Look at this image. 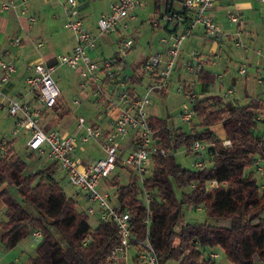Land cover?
<instances>
[{
	"label": "built area",
	"instance_id": "1",
	"mask_svg": "<svg viewBox=\"0 0 264 264\" xmlns=\"http://www.w3.org/2000/svg\"><path fill=\"white\" fill-rule=\"evenodd\" d=\"M30 0H1L0 14L13 10L17 5L24 6ZM144 0H114L109 5V10L102 13L96 22V31H90L84 24L79 14L77 0H67L64 11L65 21L63 28L73 36L75 45L68 53L57 54L53 64L36 63L30 74L24 80L27 93L35 95L40 108H31L19 99H13L7 94L11 77L16 72L13 63L5 61L0 53V109L7 108L9 116L14 121L16 134L20 129L29 134L27 148L30 152L46 156L57 164L64 173L67 183L75 190L68 197L80 206L81 200L85 202L87 215L94 214L91 204H97L98 223L113 224L116 229L115 244L104 257L101 264H161L149 239L151 225L150 204L153 201L152 192L144 188V181L148 176L147 161L153 157H165L167 151L159 146V138L150 124L154 115L148 113L151 97L162 92L167 93L173 79V74L178 66L188 74L198 76L207 63V58L195 50H190L185 59H181L182 49L188 37L197 30L209 39H219L222 36L220 27L215 23L213 11L218 0H164L165 12L156 19H151V31L161 27L160 22L167 25L166 30L159 39L161 49L151 56L144 58L131 73H126L125 59L135 47L134 39L127 35L117 39V50L110 58H93L90 53H95L100 36L118 35L128 29L127 23L136 21L135 9L142 7ZM264 4V0H255ZM175 2H179L180 9H175ZM24 13V12H23ZM230 24L240 26L241 19L238 14H229ZM35 21V17L28 19ZM20 39L13 41L14 47L19 46ZM232 45L242 52L247 51V45L240 40L237 32L232 39ZM43 43L36 44L41 49ZM210 59L220 61L219 53H214ZM65 67L75 73L81 81L80 92L84 95L77 96L73 105H79L82 99L88 97L107 103L104 110L108 128L102 130L92 125H85V120H77V132L63 135L58 131H45L40 124L42 110H51L57 105L60 97V88L54 79L56 68ZM239 75H246L247 69L240 66ZM145 79V81L143 80ZM181 79L175 82V94L180 95L184 102L179 110L180 125L169 123V128L174 131L187 133L192 125L197 124L196 104L201 96L185 92ZM233 88L222 90L220 97L228 98L233 95ZM258 121L261 118L257 117ZM264 126V123H263ZM127 141L129 147H124ZM96 144L102 156L94 161L84 163L75 156L79 146ZM224 148L231 147V141L222 140ZM212 144L195 141L187 155L196 156L191 163V170L203 171L211 167L214 155L209 152ZM130 148V149H129ZM9 141H0V158L9 154ZM127 153L126 157L123 156ZM118 164L121 169L129 170L130 179L136 177L140 182L139 198L146 209L143 220L145 236L138 238L134 234L133 215L128 209L121 210L117 204L115 193L110 194L108 189L110 177ZM251 170L258 177L256 180L259 189L264 188V160L256 156L253 159ZM209 185L217 187L216 181H209ZM193 189V185L189 188ZM203 213L204 206L194 208ZM30 237L33 241L41 239V231L34 230ZM129 251H134L129 260ZM212 248L208 254L213 261L222 256Z\"/></svg>",
	"mask_w": 264,
	"mask_h": 264
},
{
	"label": "trees",
	"instance_id": "2",
	"mask_svg": "<svg viewBox=\"0 0 264 264\" xmlns=\"http://www.w3.org/2000/svg\"><path fill=\"white\" fill-rule=\"evenodd\" d=\"M208 80L201 71L198 82L203 86ZM255 101L239 105L219 96L205 97L195 107L200 121L187 133L170 129L167 118H150L159 146L168 154L153 157L152 173L144 181L153 197L149 239L161 264H216L208 256L212 248H220L230 264H264V188L259 189L251 170L256 156L264 160V141L258 134L264 119L258 121L256 113L264 101ZM215 126L222 128L224 137L216 136ZM223 139L230 140L231 147L224 148ZM195 141L212 144L213 163L203 171L185 169L174 158L180 148L190 153ZM9 147V154L0 158V205L5 208L1 249L11 250L40 230L41 243L28 264H101L115 244L114 225L98 223L91 230L88 215L56 180L57 164L25 175V162ZM246 169L251 170L249 176ZM209 181L218 186L208 189ZM110 185L116 188L120 209L133 215L135 236L143 238L146 209L136 177L126 186L115 179ZM7 187H14L18 198ZM200 205L207 221L186 222L184 209Z\"/></svg>",
	"mask_w": 264,
	"mask_h": 264
},
{
	"label": "rangeland",
	"instance_id": "3",
	"mask_svg": "<svg viewBox=\"0 0 264 264\" xmlns=\"http://www.w3.org/2000/svg\"><path fill=\"white\" fill-rule=\"evenodd\" d=\"M253 3H255L254 10L256 12V18H257V23L260 24V30L261 32L264 29V4H256L255 0H252ZM94 2V3H92ZM91 4V10L89 12V20L95 25L96 27V22L99 18V15L101 14L100 12L106 11L108 9L109 5V0H95L92 1ZM175 9L179 10L180 9V4L179 2H175L174 5ZM165 12V2L163 0H149L146 3V7L144 8H136L135 13H136V21L133 23H127L128 29L131 27V31L129 33L126 32L127 29L123 30L122 33H118V35H108V36H100L98 44L99 45V50H101L100 53V58L105 57V58H110L115 55V52L117 50V45L116 42L118 38L125 37V35H129L130 38L134 39L136 41V47L135 50L132 51L125 59V64H126V73H131L132 72V66L133 63L138 61L141 57H144L148 54L149 52V47L150 46H156L158 45V40L160 39V36L164 33H161V29H158L156 31H151V25L150 21L152 18L156 19L159 17V15H162ZM37 16V20L39 17L38 22H44V18H42V15L40 16L38 12H35ZM225 13H233L236 14L232 10H226ZM35 16V17H36ZM225 17V16H224ZM228 17V16H227ZM47 20V18H46ZM226 24H230L228 21V18L225 19ZM56 26V33H59V31H62L63 36L68 37V35L62 30V28L59 29V19L57 17H52V19L49 20ZM228 21V22H227ZM161 27L164 26L163 22H160ZM220 24V23H219ZM93 25V26H94ZM233 27L236 28V24H230ZM92 27V26H91ZM220 27V26H219ZM241 27V25H240ZM135 28V29H134ZM234 28V30H236ZM263 33V32H262ZM18 38V37H17ZM15 38V39H17ZM116 38V39H115ZM11 40L10 44L12 45L13 41ZM240 40L244 41L246 45L248 46V38L245 32H242L240 34ZM35 42V41H34ZM43 43V40H37L35 42V45L37 43ZM149 43V45H148ZM22 41L20 46L22 45ZM13 46V45H12ZM230 48H227L226 50H220L218 52L221 57L223 58L222 62L218 61V63H215L213 65V68L216 70V72L221 73L223 75L222 79V86L219 87L217 84L216 86L218 87L217 90L211 89L209 87L208 82L205 85H201V83H197V80L191 75L187 74L184 72V70L181 68L182 62L180 66H178L177 70L173 74V79L170 84L169 89L167 90V93H158L154 96L151 97V104L148 108V113L160 118H167L168 122L173 125H180V119L178 117L179 110L181 109V105L184 102L183 98L180 95L175 94V82L177 79L182 78L185 79L183 82L185 92L187 93L188 91H191L192 93H195L197 95H202L204 98L205 97H212V96H218L217 92L221 91L222 89H227V88H233L234 93L233 95L229 96V100H245V94H257V96L262 97L264 95V86L261 84H258L257 79L264 81V60L262 58V64L259 65V68L256 69V66L252 63L246 62V58L242 56V51L238 48H235L232 43L230 45ZM14 47V46H13ZM134 49V48H133ZM40 50V49H38ZM233 56L235 60H232V62L228 59V57ZM245 55V54H244ZM90 56L91 53H90ZM228 56V57H227ZM94 58V57H93ZM225 61L228 62V68H224L223 64ZM240 66H243L244 68L247 69V76L243 77L238 74V69ZM259 70V74L258 71ZM58 74L61 77L60 78V84H64L65 89H66V97H60L58 99L57 105L50 111L44 113L43 120H40V124L43 125V129L47 131L49 128H56L60 133H72L76 129L77 125V120L79 118H83L85 120V125H92L93 123L95 124H100L103 128L106 127V115H104V109L101 106V104H97L92 98L88 97L87 99H82L80 101L79 105H73L72 102L73 100L77 99V96L75 94H79L76 89H74V81L68 80V77L70 75V72L66 69H59ZM181 75L179 77L178 75ZM258 74V75H257ZM67 77V78H66ZM66 78V79H65ZM193 78V79H192ZM246 78V79H245ZM145 81V79H143ZM235 80V83L233 82ZM211 83V82H210ZM215 87V86H214ZM221 94V93H220ZM264 98V97H263ZM262 101V100H259ZM256 103V101H255ZM68 104V107H67ZM236 104H239L238 102ZM259 110H256L257 115L261 118L264 119V105L260 104L259 105ZM70 107V110H69ZM71 113L73 116L74 120L69 122L65 128H62V124L66 120L68 116H66V112ZM53 116H56V118H53ZM200 121V120H199ZM197 120V123L199 122ZM168 123V124H169ZM258 134H260L261 139L264 141V126L263 123L258 126ZM14 131V121L13 119L9 116L7 108L0 109V140H7L9 141L13 151L25 162L26 168H25V175H28L30 173H33L37 170L43 169L41 168L42 165L39 161L42 160V157L37 155L35 153H32L28 150L27 148V142L29 140V134L26 133L23 130H19L16 134H13ZM216 136L220 137L219 133L216 131ZM124 147H129V144L127 141L123 142ZM86 150V153L84 152H76V157L79 158L80 160H85L89 161L90 158H88V155H91L93 158L98 159L102 156V154L91 147V144H84L82 146H79L77 150ZM130 149V148H129ZM76 150V151H77ZM127 153L125 152L123 154L124 157H126ZM174 158L181 167L185 169H192L191 168V163L195 160L196 156L194 155H187L186 151L184 148H180L174 153ZM48 159V158H47ZM44 160H42L43 162ZM48 167L53 163L52 160L48 159ZM147 169H148V176L153 169V163L151 160L147 161ZM130 171L129 170H123L121 169L120 165L118 164L117 168L114 170L112 173L110 180L115 177L116 180L118 181L119 186H126L129 183L130 180ZM251 174L250 169L245 170V175L249 176ZM255 180H258V177L253 174ZM55 178L56 180L59 181L60 186L64 190L65 194L67 196L72 195L75 190L67 183V179L64 176V173L60 171L59 168H57V171L55 173ZM136 185L140 189V182L136 180ZM4 186L0 187V190ZM207 188L211 189L213 186L209 185L207 183ZM7 190L9 193L15 197H17V192L14 187H7ZM189 189L184 190L185 192L188 191ZM110 194H113L116 191V188L111 187L108 189ZM181 192H177V197H180ZM141 201V200H140ZM94 209V214L88 215V223L91 227V230H94L97 225H98V217H97V204H91ZM80 208L84 211L86 210V205L83 200L80 202ZM87 211V210H86ZM5 208L0 205V222L5 221ZM184 216H185V221L186 222H197V223H203L207 221L206 217L204 216V212H198L193 208H185L184 209ZM209 221V220H208ZM210 222V221H209ZM41 239L38 241H33V239L28 236L26 239L22 240L19 242L13 249L4 251L1 249V261L0 264H28L29 259L34 256L36 248L40 245ZM222 256H220L219 259L215 261L216 264H230L228 263L225 258L223 257V254L221 251H218ZM134 254V251H129V260H131L132 255ZM261 264V263H257Z\"/></svg>",
	"mask_w": 264,
	"mask_h": 264
},
{
	"label": "crops",
	"instance_id": "4",
	"mask_svg": "<svg viewBox=\"0 0 264 264\" xmlns=\"http://www.w3.org/2000/svg\"><path fill=\"white\" fill-rule=\"evenodd\" d=\"M92 1H95V0H77L79 4V14L85 26L90 31L95 32L96 27L91 22V20H89V12L91 10ZM113 1L114 0H109V5ZM148 1L149 0H144L142 7H139V8L146 7V3ZM256 4L258 3L256 2ZM109 5L106 11H102L100 13L102 14V13L107 12L109 10ZM66 6H67V0H30L24 6L17 5L15 9L0 14V53L3 54L5 61L13 63L16 67V72L10 79V84L7 90V94L9 95V97L13 99L21 100L23 103H26L31 108H40V105L37 102V98L35 97V95L31 93H27V90L24 86V80L31 72L30 68L36 63L53 64L54 58L57 54L68 53L72 50V48L75 45V40L73 36L69 34L63 28V23L65 21L64 11H65ZM253 7H255V3H253L252 0H218V2L216 3L215 9L213 11V17H214L215 23L218 26H220V29L222 31V36L219 39H209L203 36L201 30H197L193 35H191L190 37L186 39L183 49H182L181 59L182 60L185 59L187 56V53L190 50H195L200 55L207 58V63L203 71L206 72L207 75H209V81L211 83L209 82L208 85L209 87L212 86L211 89L213 88L217 90L218 88L216 86L217 84L219 85V87L222 86L223 75L221 73L216 72V70L213 68V65L215 63H218V61L212 60L210 59V57L212 56V54L220 52V50H224V49L226 50L227 48H230L232 39L234 38L237 32L239 34H241L242 32H245L248 38L247 40L248 49L246 52L241 53L242 56L246 58V62L254 64L256 66V69H258L259 65L263 63L262 58L264 60V29L262 33L260 30L261 25L257 23L256 12ZM226 10H232L236 14L239 15L241 19V23H240L241 27L239 26L235 28L232 25L225 23L226 21L225 19H227V16L229 14H231V13L226 14L225 13ZM35 12H38L40 16L42 15V18H44V22L42 23L38 22L39 17L37 20V16L35 15L36 14ZM31 16L33 17L36 16L34 22H30L28 20L29 17ZM52 17L54 18L57 17L59 19L60 21L59 29L62 28V30L68 35L67 38L66 36L61 35L62 31H59V33L55 32L56 26H54V24L49 21L50 19H52ZM130 23H133V22H130ZM166 26L167 25H164L163 26L164 28H161V33H164L166 30L172 29V25H170L168 29L165 28ZM234 28L236 30H234ZM128 31L130 33L131 27H129V29L126 30L127 33ZM127 36L129 35L127 34ZM17 37L20 39V41H22L23 44L21 46L19 45L17 47H13L10 44V42L11 40ZM37 40H43L44 42V45L40 50H38L35 45V42ZM158 43H159V40H158ZM99 45H100V42L99 44L97 43V48L95 49V53L91 54L92 57L94 58L95 57L100 58L101 50H99ZM135 47H136V41H135ZM135 47L134 49H132V51L135 50ZM160 49H161L160 43L156 46L155 45L150 46L148 54L144 57H141L138 61L134 62L132 67H137L144 58L151 56L152 54H154L156 51H159ZM102 58H105V57H102ZM222 59L220 60L221 62L223 61ZM228 59L231 62L232 60H235L233 56L228 57ZM222 64L224 68H226L225 70H227L229 66L228 62L225 61ZM59 69H66L70 72L68 80L74 81V84H75L74 89H76V91L79 92V94L77 93L75 95L84 97V95L80 92V89H79V85L81 81L78 79L75 73L68 68L58 67L56 68L53 76H54L55 81L57 82L58 87L60 88V92H61L60 97H64L65 99L67 93L65 92L66 86H64V84H60L61 77L58 74ZM257 71L259 74V70ZM178 76L181 77L180 74ZM246 76H247V73L243 77H246ZM191 77H193L195 81L197 80V83H199L198 76L191 75ZM180 79L182 80V78ZM182 81H185V79H183ZM233 82L235 83V80H233ZM257 82L258 84H261L262 86H264V81L257 79ZM222 90L223 89L221 88V91L217 92V95L219 97H220V93L222 92ZM200 96L202 99L204 98L202 95ZM263 97L264 95L260 97V96H257V94L248 93V94H245V97H244L245 100L242 102L241 100H236V99L231 101L228 98H223V101L231 102L233 104H236L238 102L239 105H242V104H247L249 103V101H252V100L264 101ZM0 100H1V97H0ZM94 101L97 104H101V106L105 110L107 106L106 102L101 101V100H94ZM67 107H68V104H67ZM51 110H42L41 120H43L44 113L50 112ZM69 110H70V107H69ZM67 116L68 117L62 124L63 126L62 128H65V126H67L69 122L74 120L71 113H69ZM53 118H56V116H53ZM105 124H106L105 128H103L100 124H96V123L95 124L93 123L92 126L98 127L102 130H106L108 128V123L106 122ZM53 130L58 131L56 128H51V129L49 128L47 131H53ZM212 130L214 133L216 131L219 133L220 135V137H218L219 139L225 136L224 131L219 126L213 127ZM76 132H77V125H76V129L72 133L64 132L61 134L71 135ZM91 147L96 149L100 154V149L98 145L91 144ZM76 152L86 153V150L82 148V150H77ZM76 155L77 154L75 153V156ZM88 158H90L89 161H85V160H81V161L84 163H87V162L97 160L93 158L91 155H88ZM42 160L44 161L42 162ZM42 160L39 161L42 165L41 168H45L48 165V161H47L48 159L46 156H44L42 157ZM219 249L220 248H216V250H219ZM1 258L2 257H1V247H0V261H1Z\"/></svg>",
	"mask_w": 264,
	"mask_h": 264
}]
</instances>
